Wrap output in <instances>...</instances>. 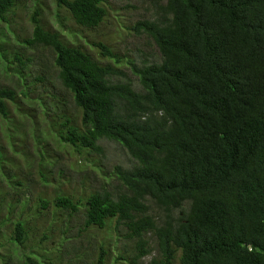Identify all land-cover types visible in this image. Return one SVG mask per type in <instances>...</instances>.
<instances>
[{
	"label": "trees",
	"instance_id": "trees-1",
	"mask_svg": "<svg viewBox=\"0 0 264 264\" xmlns=\"http://www.w3.org/2000/svg\"><path fill=\"white\" fill-rule=\"evenodd\" d=\"M56 3L86 28L106 15L101 0ZM12 4L0 0V19ZM150 4L154 16L131 30L150 37L160 57L129 60L138 88L107 44L93 46L114 64L68 45L32 16L25 43L52 53L80 110L78 125L66 117L62 139L96 154H103L100 140H113L136 162L113 166L116 191L99 187L78 199L58 193L51 202L38 195L14 220L9 242L22 247L50 202L70 216L81 212L82 229L111 225L132 241L127 264H144L154 250L146 264H264V0ZM14 99L13 88L0 87L1 116ZM44 229L40 241L50 239Z\"/></svg>",
	"mask_w": 264,
	"mask_h": 264
},
{
	"label": "rangeland",
	"instance_id": "rangeland-1",
	"mask_svg": "<svg viewBox=\"0 0 264 264\" xmlns=\"http://www.w3.org/2000/svg\"><path fill=\"white\" fill-rule=\"evenodd\" d=\"M101 3L106 15L92 28L78 25L56 0H13L0 19V87L15 90V99L6 101L7 115H0V264H29L27 256L34 264H127L123 256L131 252L132 241L116 234L111 225L82 229L81 212L70 216L50 202L58 193L78 199L99 187L116 191L113 166H130L136 161L113 140H100L103 154H96L62 139L66 117L78 125L80 110L57 77L52 53L25 43L32 35L33 15L68 45L83 49L101 63L114 64L93 46L103 42L120 57L121 63L114 65L138 88L137 77L127 67L129 60L154 62L160 53L150 37L135 34L131 26L152 18L155 9L150 0ZM38 195L50 201L48 209L33 224L36 229L22 247L10 243L14 220L33 209ZM149 205L152 216L159 219V207L152 201ZM44 226L50 239L40 241ZM151 245L154 248L153 238ZM154 255L155 250L143 263Z\"/></svg>",
	"mask_w": 264,
	"mask_h": 264
}]
</instances>
